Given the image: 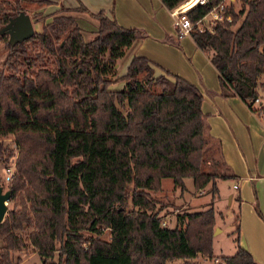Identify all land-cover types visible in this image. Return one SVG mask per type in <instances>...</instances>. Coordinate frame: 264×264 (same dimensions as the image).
<instances>
[{"label": "trees", "instance_id": "1", "mask_svg": "<svg viewBox=\"0 0 264 264\" xmlns=\"http://www.w3.org/2000/svg\"><path fill=\"white\" fill-rule=\"evenodd\" d=\"M159 1L171 9L183 0ZM220 1L186 9L193 24L188 35L215 69L221 95L237 96L259 117L263 106L256 108L253 100L264 72V0H240L236 11L223 6L221 20L197 29L194 23ZM26 3L0 0V30L26 13ZM76 11L95 19L92 39H83L71 14ZM45 17L26 38L0 32L6 51L0 63V138L11 135L13 144L0 140V160L14 156L5 187L8 200L18 205L0 222V264H20L13 254L26 246L41 264H196V255L210 256L212 205L183 212L182 224L176 219L173 226H160L152 212L156 201L148 195L160 189L161 178L183 190L189 177L194 189L209 184L213 199L217 178L233 177L202 168L207 126L199 90L166 70L154 74L155 64L142 55H132L115 75L116 60L144 33L102 10L90 12L78 2ZM117 82L120 88L111 86ZM234 200L238 204V195ZM235 219L234 253L212 264H256L238 245L237 214ZM104 229L107 240L99 236Z\"/></svg>", "mask_w": 264, "mask_h": 264}, {"label": "crops", "instance_id": "2", "mask_svg": "<svg viewBox=\"0 0 264 264\" xmlns=\"http://www.w3.org/2000/svg\"><path fill=\"white\" fill-rule=\"evenodd\" d=\"M50 3L36 10L44 13H52L60 7L72 8L80 2L90 12L102 10L105 15L113 17L116 22L123 27H135L141 30L144 35L133 41L126 48L128 52L127 58L124 60L126 66L132 55H142L148 58L153 65L155 74L163 73L164 70L176 74L185 79L189 83L196 86L202 95L201 111L203 114L211 116H219L227 119V115L231 112V106L246 110L250 119L253 112L249 111L245 104L234 95L222 96L217 81L216 71L210 64L205 53L201 52L193 43L188 34L176 36V30L173 26L172 17L169 10L162 6L159 0H49ZM77 18L87 21L91 26L96 28V21L86 13L75 12L72 14ZM78 25V24H77ZM178 43V46L174 44ZM124 52V53H125ZM116 60V65L120 64V59ZM120 84V83H119ZM117 88V87H116ZM261 95V94H259ZM207 105L205 110L203 107ZM243 110V111H244ZM258 120L259 117L257 116ZM218 119V118H217ZM220 120V119H219ZM261 120V119H260ZM207 130L206 160L213 162V169L217 173H229L234 180L232 188L235 189V195H238L239 202L237 211H233L232 220L229 225H236L235 215H238V245L247 250L256 264H264V219H262L252 208L253 195H240V187L246 183L247 179L258 180L262 175L242 177L240 172L234 168V160L224 147L221 135L215 130V126L209 123ZM261 141L259 150L264 151V124L261 122V134L257 137L256 144ZM226 151L228 153H226ZM218 160V161H217ZM221 168V170H219ZM264 174V173H263ZM162 179V178H161ZM160 179V188H161ZM236 185L233 187V185ZM162 189V188H161ZM233 193L226 195L229 207H236L235 200L231 198ZM249 198L247 205H241L242 198ZM263 196L258 193L261 212L264 217V205L261 198ZM235 209V208H234ZM232 210V209H231ZM240 210V211H239ZM214 232H221L222 225L220 220L214 217ZM218 229V230H217ZM213 236L214 233H213ZM212 236V238H213Z\"/></svg>", "mask_w": 264, "mask_h": 264}, {"label": "rangeland", "instance_id": "3", "mask_svg": "<svg viewBox=\"0 0 264 264\" xmlns=\"http://www.w3.org/2000/svg\"><path fill=\"white\" fill-rule=\"evenodd\" d=\"M31 3H26L24 5V9L26 14L31 20V25L34 31H39L41 28V23L43 21H47L48 17L45 15L50 13L42 14L41 11H36L43 6L49 3H42L41 5H35L36 0H28ZM224 7L231 6L233 11H236L240 5V0H222L221 1ZM36 11V15H33V12ZM58 9L55 10L57 12ZM79 12V11H76ZM212 12H207L200 21L196 24L198 28H210L212 25ZM75 12H71L74 14ZM83 13V12H80ZM70 14V13H68ZM90 17V16H89ZM92 18V17H91ZM77 24L81 29V34L84 40H90L95 36V27L91 26L87 21H83L80 18H77ZM94 19V18H92ZM173 22V20H172ZM6 51L3 47V42L0 40V63L4 59ZM128 52L126 51L122 58L120 59V64L117 66L114 65L115 75L122 74L125 69L124 60L127 58ZM119 60V59H118ZM154 73V72H153ZM155 74V73H154ZM161 74V73H160ZM157 75V74H156ZM120 83V84H119ZM112 87L120 88L122 86V82H117L111 85ZM257 90H258V102L260 106L263 108L258 112L259 120L255 113L250 115V119L246 118L248 116L246 110H241L239 108L231 106V112L227 115V119L223 118L220 114L219 116H211L210 114L204 115V123L206 129L209 128V123H212L215 126V130L221 135V139L224 143L225 149L228 150L231 158L235 161L234 168L240 172L242 177L254 176L255 174L262 175L258 180L247 179L246 183L240 187V195L243 196L246 194H252L255 197L253 198L252 208L256 213H258L262 219L263 213L261 212V207L259 203L258 193H260L263 197L261 198L262 205H264V151L259 150V146L261 141L256 144L257 137L261 134V122L264 123V72L259 75L257 81ZM261 94V95H259ZM256 108H259L257 105ZM207 105L203 108L206 110ZM218 118V119H217ZM220 119V120H219ZM261 119V120H260ZM207 132V131H206ZM1 143L3 145L7 144L9 147L13 146L11 142V135H7L6 137L0 138ZM226 151V153H228ZM206 160V156H205ZM14 156L8 159L7 162L0 160V185L3 190H6V182L4 180V172L3 168L9 166L12 170V177L14 173ZM218 161V160H217ZM213 162L206 161L203 163V169L212 170ZM221 170V168H219ZM11 177V178H12ZM248 178V177H247ZM232 183L234 180L231 177L225 178H217L216 186L217 193L214 195L213 199H211V195L209 192V184L205 185L201 189H194L192 185V180L189 177L183 178L184 189L180 190L177 185H174L173 181L169 177H164L161 179V188L156 191H148V195L150 198L155 200V206L152 212H157L161 221H164L166 226H172L174 224V218L176 214L183 213L189 210H199L204 209L208 205H212L214 210V217L217 220L222 222L218 228H222L221 232H214L215 223L213 225V236L211 241V255L205 256L202 254L196 255L194 258V262L196 264H212L214 262L219 261V257L221 255H230L235 251L234 245V231L233 226L229 225V222L232 220L233 211H236V207L234 204L232 207H229L226 200V195L228 193L234 194L231 198L234 200L235 189L232 188ZM249 198H242L241 205H247L249 203ZM254 203H256V209H254ZM236 204V202H235ZM17 202L15 200H7L6 201V210L10 208H17ZM235 208V209H234ZM232 209V210H231ZM240 211V210H239ZM257 214V213H256ZM217 228V227H216ZM85 235H88L87 232H84ZM100 238L107 240L108 239V231L104 229L102 233L99 235ZM14 256L20 257V264H41L40 260L35 253V251L30 247L26 246L16 251ZM181 259H172L170 261H166L165 264H180Z\"/></svg>", "mask_w": 264, "mask_h": 264}, {"label": "built area", "instance_id": "4", "mask_svg": "<svg viewBox=\"0 0 264 264\" xmlns=\"http://www.w3.org/2000/svg\"><path fill=\"white\" fill-rule=\"evenodd\" d=\"M221 1L218 4H216L215 6H213L208 11V12L214 11L212 13V16H211L212 17V23L215 20H221L222 19L221 10H222V8H223L224 5L222 4ZM206 2H207V0H183L180 4L172 7L171 9H168L169 10V15L172 17V20H173V26L175 27V30H176V32H177V34L179 36L180 35H183V34H188V31L193 27V24L188 20V18L184 14V12L186 11V9L189 8L190 6L194 5V4H204ZM200 19L197 20L194 24L196 25L200 21ZM224 19L226 21H229L230 20V16L227 15V16L224 17ZM197 29L201 30L203 28H198L197 27ZM259 104L260 103L258 102V97H256L253 100V105L260 106ZM3 172H4V177L3 178H4L5 181H8L9 179H11V177H12L11 167L7 166V167L3 168ZM235 186L236 185L234 184L233 187H235ZM181 214L182 213H179V214H176L175 215L174 224L176 223V219H178V222H181V220H179V216ZM181 224H182V222H181ZM160 226H166V224L164 223V221H161L160 220Z\"/></svg>", "mask_w": 264, "mask_h": 264}, {"label": "water", "instance_id": "5", "mask_svg": "<svg viewBox=\"0 0 264 264\" xmlns=\"http://www.w3.org/2000/svg\"><path fill=\"white\" fill-rule=\"evenodd\" d=\"M31 20L24 12H20L15 17L10 18L9 21L1 28L0 32H5L10 39H23L33 33ZM9 199V191L3 190L0 185V222L6 211V201Z\"/></svg>", "mask_w": 264, "mask_h": 264}]
</instances>
